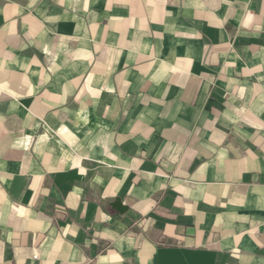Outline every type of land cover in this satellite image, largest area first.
Wrapping results in <instances>:
<instances>
[{
    "label": "crops",
    "instance_id": "0c3cea01",
    "mask_svg": "<svg viewBox=\"0 0 264 264\" xmlns=\"http://www.w3.org/2000/svg\"><path fill=\"white\" fill-rule=\"evenodd\" d=\"M0 264H264V0H0Z\"/></svg>",
    "mask_w": 264,
    "mask_h": 264
},
{
    "label": "built area",
    "instance_id": "2783aa9c",
    "mask_svg": "<svg viewBox=\"0 0 264 264\" xmlns=\"http://www.w3.org/2000/svg\"><path fill=\"white\" fill-rule=\"evenodd\" d=\"M33 257H34V258H36V257H37V255H36V254H35V255H33Z\"/></svg>",
    "mask_w": 264,
    "mask_h": 264
}]
</instances>
